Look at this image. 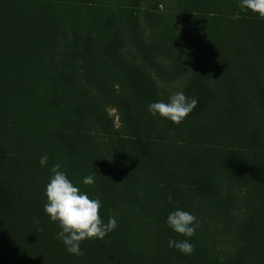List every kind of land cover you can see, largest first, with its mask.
Masks as SVG:
<instances>
[{"label": "trees", "instance_id": "trees-1", "mask_svg": "<svg viewBox=\"0 0 264 264\" xmlns=\"http://www.w3.org/2000/svg\"><path fill=\"white\" fill-rule=\"evenodd\" d=\"M239 3L0 0V264H264V19ZM155 77L198 99L181 124ZM56 163L117 219L83 256L44 211Z\"/></svg>", "mask_w": 264, "mask_h": 264}, {"label": "clouds", "instance_id": "clouds-1", "mask_svg": "<svg viewBox=\"0 0 264 264\" xmlns=\"http://www.w3.org/2000/svg\"><path fill=\"white\" fill-rule=\"evenodd\" d=\"M239 7L245 11H251L264 19V0H240ZM198 104V99L186 95L182 90L172 92L167 101L160 100L148 104L151 115L159 114L174 124H181ZM49 157L44 154L40 158L43 167L48 163ZM52 175L46 185V203L44 211L51 221L56 222L61 229L56 238L61 240L66 250L75 256H83L81 243L86 239L103 240L110 232L117 228V219L114 214L109 215L107 223L101 216L102 202L99 196L90 197L86 191L75 184L59 163L51 167ZM94 175L83 178L84 185H93ZM171 201V196H169ZM178 203V202H177ZM36 223L39 220L36 219ZM167 225L179 235L191 238L196 235L200 221L193 213L176 208L170 212ZM42 231V229H41ZM170 248L179 250L184 255H191L195 251V244L190 239L168 240Z\"/></svg>", "mask_w": 264, "mask_h": 264}, {"label": "rangeland", "instance_id": "rangeland-1", "mask_svg": "<svg viewBox=\"0 0 264 264\" xmlns=\"http://www.w3.org/2000/svg\"><path fill=\"white\" fill-rule=\"evenodd\" d=\"M130 52H133V49L131 47L123 48L124 54L128 55ZM155 80H156L157 86L159 87V90L163 92L166 95V97H169V95L172 92L179 91L180 89V83H181L180 79L166 82V81H161L157 77H155ZM107 111L113 117L114 122H116L117 117H116L115 109L111 106H108Z\"/></svg>", "mask_w": 264, "mask_h": 264}]
</instances>
